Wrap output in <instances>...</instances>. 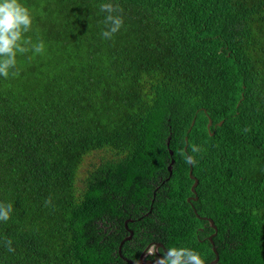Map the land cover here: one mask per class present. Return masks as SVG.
Masks as SVG:
<instances>
[{"label":"trees","instance_id":"obj_1","mask_svg":"<svg viewBox=\"0 0 264 264\" xmlns=\"http://www.w3.org/2000/svg\"><path fill=\"white\" fill-rule=\"evenodd\" d=\"M20 2L45 48L0 77V264H130L129 217L205 263L209 217L214 264H264V0H113L112 39L106 0Z\"/></svg>","mask_w":264,"mask_h":264},{"label":"clouds","instance_id":"obj_2","mask_svg":"<svg viewBox=\"0 0 264 264\" xmlns=\"http://www.w3.org/2000/svg\"><path fill=\"white\" fill-rule=\"evenodd\" d=\"M101 11L106 13L104 18L105 28L101 32L104 39H112L118 33L124 19L120 14L121 9L113 0L101 3ZM33 15L20 0H0V77L7 79L9 76L19 75L17 56L32 52L40 54L44 51L43 41L33 43L25 34L33 26ZM193 151H199L194 147ZM188 163H194L191 157ZM11 203L0 202V222H7L12 214ZM12 241L7 240L5 246L9 252L14 251ZM158 264H205L200 252L191 247H170L159 258Z\"/></svg>","mask_w":264,"mask_h":264},{"label":"flooded vegetation","instance_id":"obj_3","mask_svg":"<svg viewBox=\"0 0 264 264\" xmlns=\"http://www.w3.org/2000/svg\"><path fill=\"white\" fill-rule=\"evenodd\" d=\"M140 218L141 217H139L138 219H133L132 217H129L126 219L127 220L126 225H127V222H131L133 223L134 227H136L137 230L136 232H134V230L128 228L129 229L128 234L123 235V239L125 236L129 235L131 232L130 238L127 240H121L118 246L119 255L123 257L121 254V246L124 241H128L127 246L125 248L126 252L128 254H130L131 252H137L138 254L135 260L129 259V258L126 259V260H129L128 262L130 264L158 263L159 258L168 249V247H166L165 244L161 240H159L155 234L153 235L144 234L143 236L141 235V232L143 231L142 230L141 232L138 231V228H140V226L138 225V223H136ZM138 236H141V240H138ZM207 239H208V236H207ZM211 249H212V244H211ZM202 256H205V254L203 253ZM123 258H126V257H123Z\"/></svg>","mask_w":264,"mask_h":264},{"label":"water","instance_id":"obj_4","mask_svg":"<svg viewBox=\"0 0 264 264\" xmlns=\"http://www.w3.org/2000/svg\"><path fill=\"white\" fill-rule=\"evenodd\" d=\"M191 123H193V120H192ZM210 124H211V119H208V122H207V128H208V129H209ZM218 124H221V121H220ZM169 138H170V137L168 136V137H167V141H166V145H167V146L169 145ZM186 139H187V137L185 136V140H186ZM185 147H186V146H184V149H185ZM168 152H169L170 155H172V150H169ZM188 158H189V156H188ZM173 161H174V160L171 158L170 161H169V164L167 165V169H168V171H169L170 173H171V166H172ZM189 164H191V163H189ZM188 174H189V177L193 179V183H192V185H191V187H190V190H191L194 194H196L195 186L197 185V179L195 178V176L192 175L191 166H190V169H189V171H188ZM196 199H197V196H196V195H194V196H188V197H187V200H188V201L196 200ZM197 216H198V215H197ZM200 218H203V219L207 220L208 223H209V225H210V227H212V228L214 229V232H212V233L208 236V240H209L210 243L212 244V251H213V253H214L215 256H214V258L211 259L208 263H206V264H214V263H216L217 260H218L217 251H216V248H215V246H214V244H213V240H212V237L216 235V226H215V224H214V222H213V220H212L211 218H209V217H200ZM126 221H127V220H125V222H124L125 227L127 226V225H126ZM128 221H129V219H128ZM130 234H131V232H130ZM130 234L127 235V236H125L123 240H127V239H129V238H130ZM154 264H158V263H154Z\"/></svg>","mask_w":264,"mask_h":264},{"label":"rangeland","instance_id":"obj_5","mask_svg":"<svg viewBox=\"0 0 264 264\" xmlns=\"http://www.w3.org/2000/svg\"><path fill=\"white\" fill-rule=\"evenodd\" d=\"M104 157V156H108V153L107 152H103L101 151V153H98L97 155H94V156H89L86 161L83 162V164L81 165V168H80V172H79V175L78 176H82L84 175V173L86 172V170L88 168H90L92 165L96 164L99 160H100V157ZM190 196V195H189ZM210 235V234H209ZM208 235V236H209Z\"/></svg>","mask_w":264,"mask_h":264}]
</instances>
